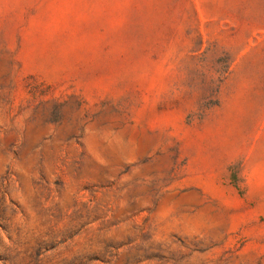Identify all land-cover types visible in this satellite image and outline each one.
Segmentation results:
<instances>
[{
	"label": "rangeland",
	"instance_id": "rangeland-1",
	"mask_svg": "<svg viewBox=\"0 0 264 264\" xmlns=\"http://www.w3.org/2000/svg\"><path fill=\"white\" fill-rule=\"evenodd\" d=\"M0 264H264V0H0Z\"/></svg>",
	"mask_w": 264,
	"mask_h": 264
}]
</instances>
